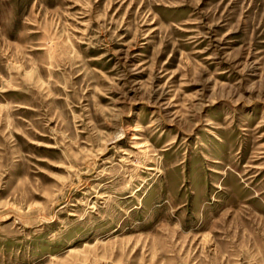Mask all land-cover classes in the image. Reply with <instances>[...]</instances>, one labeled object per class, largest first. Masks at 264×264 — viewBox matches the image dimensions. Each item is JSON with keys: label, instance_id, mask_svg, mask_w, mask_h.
Listing matches in <instances>:
<instances>
[{"label": "rangeland", "instance_id": "374dc122", "mask_svg": "<svg viewBox=\"0 0 264 264\" xmlns=\"http://www.w3.org/2000/svg\"><path fill=\"white\" fill-rule=\"evenodd\" d=\"M0 264H264V0H0Z\"/></svg>", "mask_w": 264, "mask_h": 264}]
</instances>
